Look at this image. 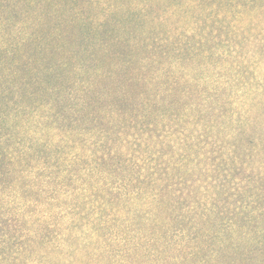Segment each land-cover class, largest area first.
Masks as SVG:
<instances>
[{"label":"trees","instance_id":"16d2710c","mask_svg":"<svg viewBox=\"0 0 264 264\" xmlns=\"http://www.w3.org/2000/svg\"><path fill=\"white\" fill-rule=\"evenodd\" d=\"M258 17L0 0V264H264Z\"/></svg>","mask_w":264,"mask_h":264},{"label":"rangeland","instance_id":"374dc122","mask_svg":"<svg viewBox=\"0 0 264 264\" xmlns=\"http://www.w3.org/2000/svg\"><path fill=\"white\" fill-rule=\"evenodd\" d=\"M226 8L227 9H231L230 7H226ZM214 9H217V8H214ZM232 9H233L232 11H235L234 8H232ZM246 12L249 13L248 11H246ZM254 23H256V25H259V28L264 27V21H262V19H260L259 17H258V19L255 18ZM241 26H242V24H241ZM250 51H251V46L247 45V46H245L243 48L242 54H244V53L251 54L252 52H250ZM252 61H253V58L249 59L248 63L251 64ZM262 67L263 68H261V70L260 69H256L257 71H255V69H253V68H250V72L253 73L255 71L256 73H264V65ZM255 260L264 262V258L262 256H260V255L255 256Z\"/></svg>","mask_w":264,"mask_h":264}]
</instances>
